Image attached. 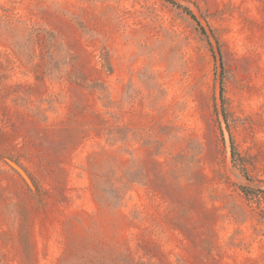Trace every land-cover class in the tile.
Returning <instances> with one entry per match:
<instances>
[{"label": "rangeland", "instance_id": "1", "mask_svg": "<svg viewBox=\"0 0 264 264\" xmlns=\"http://www.w3.org/2000/svg\"><path fill=\"white\" fill-rule=\"evenodd\" d=\"M0 264H264V0H0Z\"/></svg>", "mask_w": 264, "mask_h": 264}, {"label": "water", "instance_id": "2", "mask_svg": "<svg viewBox=\"0 0 264 264\" xmlns=\"http://www.w3.org/2000/svg\"><path fill=\"white\" fill-rule=\"evenodd\" d=\"M9 162L11 161V160H8ZM11 162H13V161H11ZM13 163H15V162H13ZM16 164V163H15ZM17 165V164H16Z\"/></svg>", "mask_w": 264, "mask_h": 264}]
</instances>
